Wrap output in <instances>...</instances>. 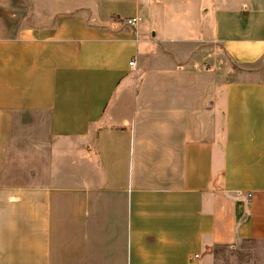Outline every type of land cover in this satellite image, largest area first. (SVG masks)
I'll list each match as a JSON object with an SVG mask.
<instances>
[{
	"label": "crops",
	"instance_id": "1",
	"mask_svg": "<svg viewBox=\"0 0 264 264\" xmlns=\"http://www.w3.org/2000/svg\"><path fill=\"white\" fill-rule=\"evenodd\" d=\"M261 241L264 0H0V264Z\"/></svg>",
	"mask_w": 264,
	"mask_h": 264
},
{
	"label": "rangeland",
	"instance_id": "2",
	"mask_svg": "<svg viewBox=\"0 0 264 264\" xmlns=\"http://www.w3.org/2000/svg\"><path fill=\"white\" fill-rule=\"evenodd\" d=\"M215 255L216 264H264V241L224 247Z\"/></svg>",
	"mask_w": 264,
	"mask_h": 264
},
{
	"label": "built area",
	"instance_id": "3",
	"mask_svg": "<svg viewBox=\"0 0 264 264\" xmlns=\"http://www.w3.org/2000/svg\"><path fill=\"white\" fill-rule=\"evenodd\" d=\"M137 19H138L137 17H129L125 19V23L132 26L136 23ZM129 66L131 67L135 66V61L133 59L129 61ZM248 196H250V194H248Z\"/></svg>",
	"mask_w": 264,
	"mask_h": 264
},
{
	"label": "trees",
	"instance_id": "4",
	"mask_svg": "<svg viewBox=\"0 0 264 264\" xmlns=\"http://www.w3.org/2000/svg\"><path fill=\"white\" fill-rule=\"evenodd\" d=\"M111 18H113L114 20L117 19L116 17H113V16H112ZM118 21H119L124 27H126V26H127V27H130V25H128V24L125 23V20H121V19H119ZM222 248H224V247H221L220 249H222ZM217 249H218V248H217ZM217 249L214 250V253L217 252V251H216Z\"/></svg>",
	"mask_w": 264,
	"mask_h": 264
}]
</instances>
